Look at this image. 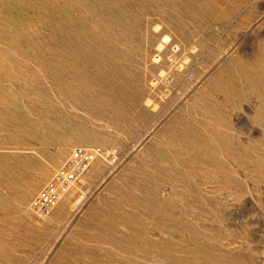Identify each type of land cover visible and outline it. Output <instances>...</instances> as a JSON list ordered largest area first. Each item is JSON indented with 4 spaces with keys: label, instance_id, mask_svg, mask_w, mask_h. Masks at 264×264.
Listing matches in <instances>:
<instances>
[{
    "label": "rangeland",
    "instance_id": "1",
    "mask_svg": "<svg viewBox=\"0 0 264 264\" xmlns=\"http://www.w3.org/2000/svg\"><path fill=\"white\" fill-rule=\"evenodd\" d=\"M0 264H264V0H0Z\"/></svg>",
    "mask_w": 264,
    "mask_h": 264
},
{
    "label": "built area",
    "instance_id": "2",
    "mask_svg": "<svg viewBox=\"0 0 264 264\" xmlns=\"http://www.w3.org/2000/svg\"><path fill=\"white\" fill-rule=\"evenodd\" d=\"M112 155L111 152L98 149L75 148L69 152L66 158L52 172L50 178L32 198L30 202L31 212L38 218H47L57 207L60 201L73 189L81 185L84 173L89 166ZM85 195L78 192L75 196L74 210L83 203Z\"/></svg>",
    "mask_w": 264,
    "mask_h": 264
}]
</instances>
